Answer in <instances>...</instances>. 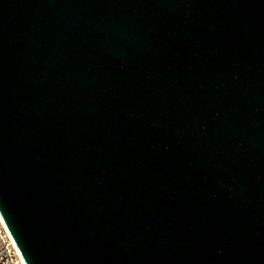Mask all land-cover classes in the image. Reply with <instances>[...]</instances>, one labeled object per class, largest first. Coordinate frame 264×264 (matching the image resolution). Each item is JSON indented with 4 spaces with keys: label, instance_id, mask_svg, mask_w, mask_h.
Here are the masks:
<instances>
[{
    "label": "water",
    "instance_id": "water-1",
    "mask_svg": "<svg viewBox=\"0 0 264 264\" xmlns=\"http://www.w3.org/2000/svg\"><path fill=\"white\" fill-rule=\"evenodd\" d=\"M0 214L27 264H264V0H0Z\"/></svg>",
    "mask_w": 264,
    "mask_h": 264
},
{
    "label": "rangeland",
    "instance_id": "rangeland-1",
    "mask_svg": "<svg viewBox=\"0 0 264 264\" xmlns=\"http://www.w3.org/2000/svg\"><path fill=\"white\" fill-rule=\"evenodd\" d=\"M0 264H26L24 258L0 215Z\"/></svg>",
    "mask_w": 264,
    "mask_h": 264
},
{
    "label": "bare ground",
    "instance_id": "bare-ground-1",
    "mask_svg": "<svg viewBox=\"0 0 264 264\" xmlns=\"http://www.w3.org/2000/svg\"><path fill=\"white\" fill-rule=\"evenodd\" d=\"M1 215V214H0ZM2 216V215H1ZM5 222V221H4ZM6 224V223H5ZM7 226V225H6ZM8 228V227H7ZM9 230V229H8ZM19 248V247H18ZM20 250V249H19ZM22 254V253H21ZM24 261H25V259H24ZM25 263H26V261H25ZM27 264V263H26Z\"/></svg>",
    "mask_w": 264,
    "mask_h": 264
}]
</instances>
